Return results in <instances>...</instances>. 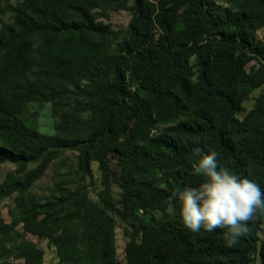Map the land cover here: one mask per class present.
<instances>
[{
  "label": "trees",
  "instance_id": "1",
  "mask_svg": "<svg viewBox=\"0 0 264 264\" xmlns=\"http://www.w3.org/2000/svg\"><path fill=\"white\" fill-rule=\"evenodd\" d=\"M112 11L132 14L126 30L103 22ZM259 31L264 0H0V166L14 167L0 181V264H44L27 235L58 264H117L116 219L125 264H264L263 214L229 247L227 229L191 232L169 199L205 179L193 174L197 145L264 191ZM32 102L51 105L52 135L27 125Z\"/></svg>",
  "mask_w": 264,
  "mask_h": 264
},
{
  "label": "clouds",
  "instance_id": "2",
  "mask_svg": "<svg viewBox=\"0 0 264 264\" xmlns=\"http://www.w3.org/2000/svg\"><path fill=\"white\" fill-rule=\"evenodd\" d=\"M194 153L201 158L193 165V174L205 179L197 187L177 190L170 196L180 204L183 225L191 232L227 229L225 239L234 246L247 233V224L264 214V191L255 182L219 168L215 151L203 153L197 145Z\"/></svg>",
  "mask_w": 264,
  "mask_h": 264
},
{
  "label": "rangeland",
  "instance_id": "3",
  "mask_svg": "<svg viewBox=\"0 0 264 264\" xmlns=\"http://www.w3.org/2000/svg\"><path fill=\"white\" fill-rule=\"evenodd\" d=\"M18 0H9L11 4H15ZM132 14L128 11H112L110 12V17L108 20H103V22L109 25L114 30H126L128 28V24L131 20ZM258 38L264 40L263 31L258 32ZM255 66V63H250L247 67L249 70L250 67ZM259 94L258 91L254 92L248 101L245 102V112L251 107L255 97ZM27 118H34L35 122H27V125L34 128L38 132L44 135H52L54 133L53 124L54 119L51 114V105L49 103L40 104L38 102H32L28 105V113ZM76 153L74 152H66L63 155V158H66V162L69 165H74L75 163ZM14 167L9 164H3L0 166V181H2L5 177V174L13 170ZM93 170V180L92 183L90 180H87V183L90 184V198L93 201L98 200V192L100 191V181H99V173L97 170V164H92ZM53 167L50 166L45 175L35 183L32 189V195L39 200H43L45 196L48 195V189L53 185ZM112 190L116 199L119 197L120 189L117 184L112 185ZM12 205V199H8L4 201L1 205V214L5 221H9L8 216V207ZM157 217H161V213L156 214ZM116 255H117V264H125V243L126 239L124 237V226L116 219ZM260 236L264 237V214H263V225L260 232ZM27 240H30L37 244V246L43 250L44 252V264H58V260L56 258V254L53 248L47 245L46 240H39L34 236L27 235ZM17 264H22V262L18 261ZM251 264H263L259 255L255 254L253 257V261Z\"/></svg>",
  "mask_w": 264,
  "mask_h": 264
}]
</instances>
